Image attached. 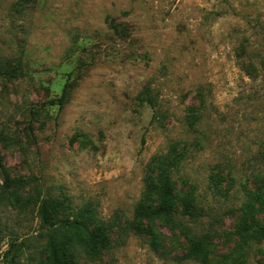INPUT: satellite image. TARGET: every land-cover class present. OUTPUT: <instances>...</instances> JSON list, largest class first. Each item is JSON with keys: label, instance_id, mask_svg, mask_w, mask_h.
Wrapping results in <instances>:
<instances>
[{"label": "rangeland", "instance_id": "1", "mask_svg": "<svg viewBox=\"0 0 264 264\" xmlns=\"http://www.w3.org/2000/svg\"><path fill=\"white\" fill-rule=\"evenodd\" d=\"M175 141L187 150L175 180L197 198L179 224L209 237L213 264H264V241L238 252L236 234L264 174V0H0V184L23 177L25 194L89 203L112 222L110 250L81 264H201L183 258L181 229L158 225L156 251L123 228L148 163ZM40 231L0 189V264L11 244L37 257Z\"/></svg>", "mask_w": 264, "mask_h": 264}, {"label": "trees", "instance_id": "2", "mask_svg": "<svg viewBox=\"0 0 264 264\" xmlns=\"http://www.w3.org/2000/svg\"><path fill=\"white\" fill-rule=\"evenodd\" d=\"M245 49H242V53ZM241 68L248 75L257 74V67L247 62V57L241 60ZM146 88L143 94L147 103L155 108L157 98L149 94ZM68 96L66 86L58 99L62 107ZM185 117L187 125L193 128L201 118L198 113L200 106L188 107ZM156 115V114H155ZM186 144L182 141L172 142L166 153L156 154L148 163L144 175V188L140 199L136 202L131 218H126L123 228L129 233L147 238L154 250L162 245V234L158 225L170 230L181 229L185 232L188 247L184 259H194L201 264H213L209 237L197 238L189 234L186 225H180L178 216L193 217L196 212V187L187 180L176 181V169L182 164L186 154ZM264 163V154L262 157ZM255 186L248 190L246 201L240 208L236 234L239 237L238 252L252 244L264 241V174L254 175ZM181 182V186H178ZM218 191L220 183L212 177ZM29 185L23 177L4 180L0 184L1 195L14 208L20 210L32 207L41 227V235L45 240L41 252L29 261L21 260V247L11 244L2 257L9 264H81V258L101 260L112 247V222L101 219L89 203L74 207L71 199L42 197L37 191L25 194ZM182 187H186L183 190ZM37 190V189H36ZM117 224V223H116ZM23 245V244H22ZM232 256V255H231Z\"/></svg>", "mask_w": 264, "mask_h": 264}]
</instances>
